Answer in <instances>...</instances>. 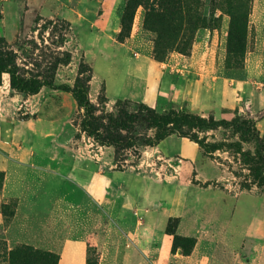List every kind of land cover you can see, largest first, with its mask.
Segmentation results:
<instances>
[{"label":"rangeland","instance_id":"374dc122","mask_svg":"<svg viewBox=\"0 0 264 264\" xmlns=\"http://www.w3.org/2000/svg\"><path fill=\"white\" fill-rule=\"evenodd\" d=\"M182 1L198 16L200 30L190 34L195 22L188 18L178 41L194 36L193 47L206 31L218 46L223 24L232 18L240 29L249 25L254 5V0ZM128 2L0 0V38L17 53L26 76L55 75L58 84L73 86L81 65H87L92 102L116 112L119 100L144 103L119 97L129 90V80H145L151 62L184 56L176 51L177 33L164 27L174 50L164 61L155 59L157 34L145 25L143 5L136 7L130 37L117 41ZM246 43L247 54L248 37ZM226 59L225 77L241 80L243 55L227 52ZM165 68L159 93L150 97L159 113L176 109L232 120L245 105L241 99L229 113L195 103L182 94L183 72ZM255 115L258 122L264 110ZM83 117L68 92L45 87L31 96L0 90V242L7 252L31 246L55 253L59 264H264V187L236 148L208 154L172 135L153 148L117 153L81 131ZM198 135L208 143L241 142L243 151L256 153L257 145L242 142L231 128ZM169 226L189 241L175 246ZM0 264H8L3 250Z\"/></svg>","mask_w":264,"mask_h":264},{"label":"trees","instance_id":"16d2710c","mask_svg":"<svg viewBox=\"0 0 264 264\" xmlns=\"http://www.w3.org/2000/svg\"><path fill=\"white\" fill-rule=\"evenodd\" d=\"M143 5L147 11L145 25L156 32L154 55L158 61H164L170 51L174 50L171 35L164 34V27L173 30L174 43L178 44L176 51L184 56H190L193 50V40H180L182 26L187 25L188 18L195 23L189 27L190 34H196L199 30L200 20L193 15V11L187 10L182 0H129L122 18L121 30L117 34V41L125 43L130 37L128 31L132 28L136 7ZM249 19V17L247 16ZM207 29V27H205ZM248 37V21L244 28L235 25L234 18L229 25L227 52L229 57L235 52L243 55V63L246 55V40ZM174 39V38H173ZM244 44L237 51L235 48L240 42ZM236 43V44H235ZM238 43V44H237ZM70 59V58H69ZM18 55L9 48L4 39L0 38V86L3 85V75L10 76V87L13 91L25 95H37L47 87L52 90H61L70 93L80 108L84 110L81 121V131L96 144L102 147H113L117 153L138 147H156L172 135L188 138L197 143L208 154H214L224 148H236L242 157L253 166L254 178L258 186L264 187V137L261 136L255 118L251 115L247 105L245 112L238 113L235 119L217 120L213 116H202L195 113L170 109L159 113L155 108L138 102L119 100L116 112L100 110L89 95V83L91 81V69L82 64L79 75L73 86L55 81V75L40 78L38 76H26L18 65ZM227 61V59H226ZM132 106V107H131ZM240 116H244L241 118ZM231 128L235 134L240 135L242 142H252L257 145L254 156L250 152L243 151L241 142L230 144L208 143L207 138L200 139L198 133L219 128ZM154 131V136L149 132ZM119 162V159H116ZM177 221V220H175ZM168 233L173 236L174 245L179 246L184 241H189L177 234L176 230L168 227ZM3 256L8 264H59L60 258L53 252L43 251L31 246H20L7 252L5 243L0 242ZM5 249V251H4ZM189 253H187L188 255Z\"/></svg>","mask_w":264,"mask_h":264},{"label":"crops","instance_id":"0c3cea01","mask_svg":"<svg viewBox=\"0 0 264 264\" xmlns=\"http://www.w3.org/2000/svg\"><path fill=\"white\" fill-rule=\"evenodd\" d=\"M228 31L229 22L225 21L220 31L218 46L217 43L214 45L213 33L206 31L193 47L189 57H171L167 63L161 65L151 62L146 79L133 81L134 83L128 79L129 90L123 89L119 97L136 99L152 107L153 100L150 97H156L159 93L161 78L166 76L168 71L165 67L170 66L183 72L181 91L186 96H192L193 102H200L204 106L214 104L222 111L231 113L240 107L239 102L243 99L251 115L256 119L255 112L264 110V0H254L253 11L249 17V46L244 61V76L241 80H230L225 77ZM132 83L139 88L135 91L131 89ZM218 86L219 90L215 95ZM3 88L12 90L8 74L3 75L0 90ZM109 90L110 84L107 83V93ZM244 106L237 114L245 112ZM257 127L263 136L264 117L257 122Z\"/></svg>","mask_w":264,"mask_h":264}]
</instances>
